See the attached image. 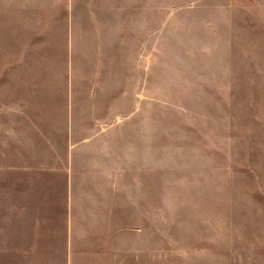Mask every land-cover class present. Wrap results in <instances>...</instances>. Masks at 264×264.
I'll use <instances>...</instances> for the list:
<instances>
[{
    "label": "rangeland",
    "instance_id": "1",
    "mask_svg": "<svg viewBox=\"0 0 264 264\" xmlns=\"http://www.w3.org/2000/svg\"><path fill=\"white\" fill-rule=\"evenodd\" d=\"M107 53L148 264H264V0H0V102L46 85L58 126Z\"/></svg>",
    "mask_w": 264,
    "mask_h": 264
},
{
    "label": "crops",
    "instance_id": "2",
    "mask_svg": "<svg viewBox=\"0 0 264 264\" xmlns=\"http://www.w3.org/2000/svg\"><path fill=\"white\" fill-rule=\"evenodd\" d=\"M107 55L83 89L102 101L66 104L61 125H52L46 85L32 81L0 102V192L5 205L31 209L1 217L0 264H148L146 201L141 176L133 191L117 150ZM66 81L63 90H74L72 75Z\"/></svg>",
    "mask_w": 264,
    "mask_h": 264
}]
</instances>
